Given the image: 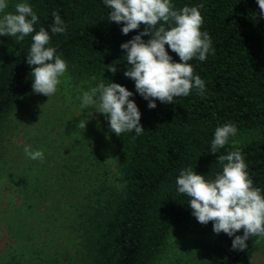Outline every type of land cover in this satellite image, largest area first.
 <instances>
[{
	"label": "trees",
	"instance_id": "obj_1",
	"mask_svg": "<svg viewBox=\"0 0 264 264\" xmlns=\"http://www.w3.org/2000/svg\"><path fill=\"white\" fill-rule=\"evenodd\" d=\"M170 2L177 11L203 5L201 31L210 35L214 54L210 51L204 61H189L193 75L205 83L202 95L193 88L173 103L156 100V108L150 109L149 101L136 92L135 82L124 75L129 65L121 48L145 25L124 35L123 23L108 20L111 9L104 0H7L6 12L28 3L38 22L24 40L0 36V126L33 83L27 56L32 36L41 27L51 37L46 47L55 48L75 74L94 77L97 84L125 86L141 113L140 135L125 132L119 137L101 117L117 150L121 185L104 209L85 216L84 264H151L170 235L184 229L212 232L209 264H249L252 252L264 241L252 236L245 250H233L235 236L214 233L212 222L200 224L189 207L190 197L179 193L176 185L181 170L188 168L213 180L222 172L218 156L239 149L253 187L264 195V17L257 0ZM53 12L66 25L64 33L51 32ZM150 38L142 37L145 42ZM165 48L173 62H181ZM109 67H116L115 74ZM225 124L234 125L237 134L212 154L215 129ZM235 235L242 236L243 230Z\"/></svg>",
	"mask_w": 264,
	"mask_h": 264
},
{
	"label": "rangeland",
	"instance_id": "obj_2",
	"mask_svg": "<svg viewBox=\"0 0 264 264\" xmlns=\"http://www.w3.org/2000/svg\"><path fill=\"white\" fill-rule=\"evenodd\" d=\"M97 85L94 77L67 67L53 96L37 94L31 85L2 122L0 264L86 262L85 216L104 209L121 185L117 150L103 114L94 106L80 107L83 92ZM88 113L93 114L85 129L78 128ZM26 145L42 150L44 161L29 159ZM214 241L207 230L175 232L151 264H209ZM249 264H264V241Z\"/></svg>",
	"mask_w": 264,
	"mask_h": 264
},
{
	"label": "clouds",
	"instance_id": "obj_3",
	"mask_svg": "<svg viewBox=\"0 0 264 264\" xmlns=\"http://www.w3.org/2000/svg\"><path fill=\"white\" fill-rule=\"evenodd\" d=\"M111 9L109 19L117 24L123 23L122 33L145 28L131 40L121 44L126 50V61L129 67L124 75L135 82L136 92L149 101L150 109L156 108V100L161 103H173L175 97L188 96L193 88L203 94L204 81L199 75H193L189 61L198 58L204 61L210 51L213 52L212 40L207 31L202 32L204 19L199 11L200 6H185L174 10L170 0H104ZM260 16L264 17V0H257ZM7 0H0V36H11L24 40L34 32L38 16L28 3L15 5V12H6ZM54 25L52 33H64L66 25L57 12H53ZM163 22V23H161ZM165 25H168L166 28ZM150 35L145 42L142 37ZM50 35L43 27L34 36L27 63L32 66V89L37 94L53 96L61 84V77L67 72V63L56 54V49L46 47ZM167 45L180 58L173 62L166 51ZM115 74L116 67H109ZM133 96L125 86L102 81L90 90L83 92L80 107L96 108L95 112L103 114L109 121L110 131L120 137L125 132H144L141 113ZM88 113L77 125L85 129ZM237 134L232 124L217 127L211 142V153L224 148L229 138ZM25 155L31 160L44 161L42 150L24 147ZM222 172L213 180L205 179L191 168L181 170L176 179L177 190L190 197V209L200 224L213 223V231L221 232L235 238L232 249L243 251L250 237H264V195L259 188L253 187L249 178L247 165L239 149L227 155L218 156ZM243 235H235L240 230Z\"/></svg>",
	"mask_w": 264,
	"mask_h": 264
}]
</instances>
